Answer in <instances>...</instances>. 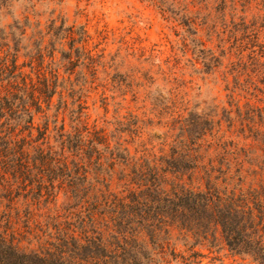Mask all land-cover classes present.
<instances>
[{
	"label": "trees",
	"instance_id": "1",
	"mask_svg": "<svg viewBox=\"0 0 264 264\" xmlns=\"http://www.w3.org/2000/svg\"><path fill=\"white\" fill-rule=\"evenodd\" d=\"M13 1L0 0V197L8 207L21 200L27 219L46 205L53 208L41 216L47 228L42 248L22 247L0 226V264H194L201 255L197 245L211 249L219 241L264 264V182L243 186L256 167H264L254 145L214 140L213 121L193 113L179 119L178 134L159 155L137 143L142 130L136 121L117 120L111 132L89 126L82 87L59 76L52 54L45 62L42 39L31 49L23 45L29 18L2 25ZM152 1L165 10V0ZM229 2L192 0V33L197 24L224 18L235 5ZM51 30L69 40L63 65L74 67L84 55L91 59L77 46L83 31L75 38L64 22ZM21 49L27 60L20 63ZM66 110L70 129L64 117L58 120ZM61 192L66 201L59 206ZM178 241L188 255L176 250Z\"/></svg>",
	"mask_w": 264,
	"mask_h": 264
},
{
	"label": "rangeland",
	"instance_id": "2",
	"mask_svg": "<svg viewBox=\"0 0 264 264\" xmlns=\"http://www.w3.org/2000/svg\"><path fill=\"white\" fill-rule=\"evenodd\" d=\"M164 7L152 0H14L11 14H3L1 23L29 18L23 45L31 49L42 39L45 62L52 54L59 76L79 84L76 89L82 87L83 119L89 126L111 132L117 120L125 125L136 121L142 130L137 143L159 155L168 152L179 132V119L193 113L213 121L214 140L222 136L221 141L239 147L254 145L264 166V0H235L224 18L197 24L196 34L187 21L196 8L192 0H165ZM62 22L73 27L75 38L84 32V41L77 46L83 45L91 59L84 55L74 67L63 65L62 50H69V40L54 37L51 30L53 23ZM25 52L21 49L20 63L27 60ZM67 102L71 108V99ZM62 117L70 129L68 110L60 112L59 122ZM130 148L134 151L133 145ZM255 170L244 187L264 182V167ZM112 188L120 189L115 183ZM65 201L59 193V206ZM9 206L0 197L1 228L7 227L22 247L45 246L47 228L41 216L53 205L36 210L31 219L21 200ZM194 249L201 253L194 264H258L249 256L231 253L220 241L211 249L199 245ZM176 250L190 253L182 241Z\"/></svg>",
	"mask_w": 264,
	"mask_h": 264
}]
</instances>
